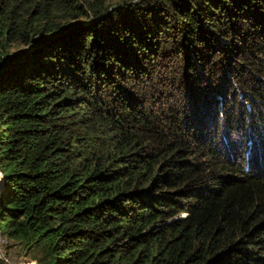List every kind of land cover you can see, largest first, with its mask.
<instances>
[{
	"label": "trees",
	"instance_id": "16d2710c",
	"mask_svg": "<svg viewBox=\"0 0 264 264\" xmlns=\"http://www.w3.org/2000/svg\"><path fill=\"white\" fill-rule=\"evenodd\" d=\"M166 56L182 88H163ZM209 65L219 86L203 85ZM208 113L215 129L254 127L238 152L208 142ZM263 153L264 0H0L6 253L264 264Z\"/></svg>",
	"mask_w": 264,
	"mask_h": 264
},
{
	"label": "rangeland",
	"instance_id": "374dc122",
	"mask_svg": "<svg viewBox=\"0 0 264 264\" xmlns=\"http://www.w3.org/2000/svg\"><path fill=\"white\" fill-rule=\"evenodd\" d=\"M22 46H11L10 47V51H16L18 48H21ZM184 63H182V61L178 58H175V56H166V57H161L160 59H157V64H156V71H158V73L163 76L162 79V83L165 84V86L163 88H166L167 90L172 88V85H180L182 88V85L180 84V78L181 76H183V72H184ZM207 73L208 75L212 74L213 76L208 78L207 80H205L203 82V85H206V83L210 80L213 79V81H216V79H218V77L220 75L216 74L213 70L215 69L214 66L212 67L211 65L207 66ZM217 68V67H216ZM174 77V80H173ZM211 82V85H209L206 90H204V88H200L201 91H196L197 93L200 94V97H197L194 101H192V103H190L189 106H193V108H195L196 106V102L200 101L201 107L204 104V99L206 98L204 96V94H206V91L209 92L211 90V86L214 82ZM222 80H217L215 82L214 85L219 86L220 83H223ZM146 82V81H145ZM184 84V83H183ZM193 85H191V88L193 90H196V86L194 85V83H192ZM210 84V83H209ZM185 85V84H184ZM202 85V84H201ZM159 87V86H158ZM186 88V85H185ZM170 91V90H169ZM175 91L172 90L170 97L168 98L169 102H171V104L176 103V97H175ZM180 98L179 101H186V100H190V98L187 96V94L182 98V97H177V99ZM191 101V100H190ZM209 106H211V108H213V104H208ZM221 105V104H219ZM223 105H225L223 103ZM226 108V106H224V109ZM208 117L207 122L204 121V126L207 128L203 131V135L208 137V142H212L213 145H217L218 148L225 150L226 148V144H225V140H228V145L229 146H234L236 147V151L238 152L240 150V147L242 145V143H244L246 134H247V130H254V127L251 126V128L248 127V125L246 124L245 127L241 128V127H237V129H233V130H228L224 127V119H221L220 122H217L219 124V128L215 129L214 128V119L213 116L211 115V117L209 118V113L206 115ZM212 118V119H211ZM218 119L216 118V121ZM247 123V122H246ZM221 126V127H220ZM203 127V125H202ZM214 130L216 131V134L214 132ZM228 130V131H226ZM232 131V132H230ZM206 137V138H207ZM244 138V139H243ZM262 157V160L264 162V153L260 155ZM251 163V162H250ZM264 166V163H262ZM249 166V165H248ZM251 167V165H250ZM4 242L2 237L0 236V260H4L6 261L8 264H26V262L24 261V257L21 254V250L19 249V247L14 248L10 253H6V250L4 249Z\"/></svg>",
	"mask_w": 264,
	"mask_h": 264
}]
</instances>
